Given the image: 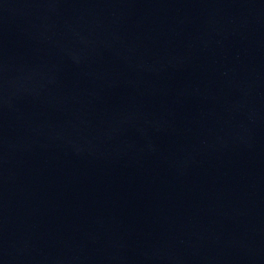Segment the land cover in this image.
<instances>
[{
    "label": "water",
    "instance_id": "obj_1",
    "mask_svg": "<svg viewBox=\"0 0 264 264\" xmlns=\"http://www.w3.org/2000/svg\"><path fill=\"white\" fill-rule=\"evenodd\" d=\"M0 264H264V0H0Z\"/></svg>",
    "mask_w": 264,
    "mask_h": 264
}]
</instances>
